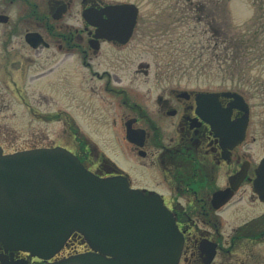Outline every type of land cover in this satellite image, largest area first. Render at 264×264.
<instances>
[{
  "label": "flooded vegetation",
  "instance_id": "obj_1",
  "mask_svg": "<svg viewBox=\"0 0 264 264\" xmlns=\"http://www.w3.org/2000/svg\"><path fill=\"white\" fill-rule=\"evenodd\" d=\"M119 3L0 0V115L20 105L27 127L15 136L0 124L3 154L64 147L96 176H121L156 195L182 240L177 264H264V132L251 102L236 89L153 74L140 14L130 37L104 36L106 10ZM95 11L105 20H94ZM74 86L88 106L89 142L77 143L74 129L68 146L40 123L75 128L60 105ZM100 135L109 145L94 141ZM78 249L89 250L68 245L60 255ZM41 262L0 240V264Z\"/></svg>",
  "mask_w": 264,
  "mask_h": 264
},
{
  "label": "water",
  "instance_id": "obj_2",
  "mask_svg": "<svg viewBox=\"0 0 264 264\" xmlns=\"http://www.w3.org/2000/svg\"><path fill=\"white\" fill-rule=\"evenodd\" d=\"M119 9L135 22L133 5ZM93 17L103 20L96 11ZM108 21L105 36L115 38L114 19ZM74 232L94 251L45 264H177L181 250L163 204L122 179L95 178L63 148L8 156L0 150V236L10 248L49 260Z\"/></svg>",
  "mask_w": 264,
  "mask_h": 264
},
{
  "label": "rangeland",
  "instance_id": "obj_3",
  "mask_svg": "<svg viewBox=\"0 0 264 264\" xmlns=\"http://www.w3.org/2000/svg\"><path fill=\"white\" fill-rule=\"evenodd\" d=\"M116 1L132 2L140 8V22L144 30L143 36L148 47V60L152 64L153 74L160 69L174 81L188 82L190 86L201 89L232 88L241 91L253 106L257 132H264V59L247 62L245 69H241L235 78L224 75L219 69V61L216 58L218 53L215 50L216 40L204 20L203 12L191 6L199 2H207L208 4L205 5H208V11L211 12L215 7L218 9L219 3L223 4L233 30L240 31L247 29L254 17L255 10L250 6L251 0H233L225 5L221 0H214V6L212 0ZM213 22V26L220 25L216 19ZM74 87L77 90H62L60 105L63 112L72 115L75 128L69 129V125L63 123L65 120L54 124L40 123L50 138L61 131L62 143L68 146H71L69 138L74 129L81 134L77 143L80 144L83 139L89 142L88 106L84 100H81L84 96L78 86ZM46 110H57V106ZM0 124L13 128L15 136L23 134L27 128L24 124L23 108L20 105H13L6 116L0 115ZM93 139L98 144L109 145L104 135L94 136Z\"/></svg>",
  "mask_w": 264,
  "mask_h": 264
},
{
  "label": "trees",
  "instance_id": "obj_4",
  "mask_svg": "<svg viewBox=\"0 0 264 264\" xmlns=\"http://www.w3.org/2000/svg\"><path fill=\"white\" fill-rule=\"evenodd\" d=\"M220 1V0H218ZM224 5L230 0H221ZM255 7V16L247 29L234 31L231 23L227 19L228 14L223 9V4L218 5V9L213 8L209 12L207 2H199L191 5L195 10L203 12L204 20L210 27V32L214 36L219 61V69L229 78H235L239 71L244 70L247 62L264 59V0H251ZM214 6V0H212ZM217 6V5H216ZM218 16V17H217ZM216 19L220 25L213 26ZM214 24V22H213ZM263 41V42H262ZM83 237L76 234L68 242L72 249L82 243Z\"/></svg>",
  "mask_w": 264,
  "mask_h": 264
}]
</instances>
